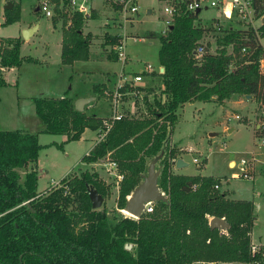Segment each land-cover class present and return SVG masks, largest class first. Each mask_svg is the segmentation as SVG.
<instances>
[{
    "label": "trees",
    "instance_id": "16d2710c",
    "mask_svg": "<svg viewBox=\"0 0 264 264\" xmlns=\"http://www.w3.org/2000/svg\"><path fill=\"white\" fill-rule=\"evenodd\" d=\"M253 1L256 15L264 14V0ZM184 8L182 4L166 35L146 34L158 42V66L163 69L158 75L160 95L147 104V116L115 121L106 137L81 160L92 164L110 154L117 162L123 175L117 208L124 210L127 198L143 181L148 161L158 158L162 166L158 187L167 201L155 203L152 213L139 219L124 210L127 217L111 225L104 212L92 209L88 195V187L102 197L110 188L97 173L87 170L62 179L69 196L58 188L39 197L38 135L22 129L0 130V264H263L264 250L254 256L250 251L255 220L252 203L230 199L228 191H220L222 178L173 173L176 154L174 149L166 154L164 147L185 104L215 101L222 105L237 96H251L264 104V73L259 69L263 52L258 41L264 37V24L256 30H220L215 51L207 44L197 61L194 50L203 45L207 29L201 26L199 14L185 13ZM95 16L94 10L88 17L72 14L67 26V15L60 14L62 64L89 59L92 35L84 33V28ZM18 20L16 7L4 10L2 26ZM104 37V48L117 42L107 34ZM20 46L18 38L0 40V88L6 86L4 70L19 68L23 60L34 62L20 56ZM107 58L117 61L114 52ZM105 89L94 86L97 99ZM162 95L163 104L158 99ZM34 105L42 125L39 133L66 136V143L78 141L86 129H102L106 119L85 109L78 111L68 96L35 98ZM212 218L224 219L229 225L226 234L210 228ZM127 244L137 247L135 256L125 250Z\"/></svg>",
    "mask_w": 264,
    "mask_h": 264
},
{
    "label": "rangeland",
    "instance_id": "374dc122",
    "mask_svg": "<svg viewBox=\"0 0 264 264\" xmlns=\"http://www.w3.org/2000/svg\"><path fill=\"white\" fill-rule=\"evenodd\" d=\"M8 3L18 9L19 20L0 28V40L4 37L20 39V56L24 59L32 58L34 62L23 60L19 68L4 70L3 78L6 86L0 88V130L22 129L38 135V143L41 146L38 172L40 176L37 186V190L40 191L38 192L39 197L46 196L57 189L56 183H60L62 179L80 175L86 170L95 171V173L98 171L102 181L110 189L109 194L103 197V204L97 211L104 212L108 223L115 224L118 220L127 217L124 210L117 208L119 186L115 174L107 175L101 170L104 167L96 165V162L92 164L81 162L82 158L90 152L93 143L98 144L102 140V130L99 129L96 133V131L86 129L78 141L66 143L64 136L39 133L42 125L35 113L34 105L35 98L43 97L68 96L75 100V105L79 100L90 101L93 98L95 101L86 110L88 114L108 118L112 116V93L120 82L119 74L122 65L108 60L110 46L104 48L103 43L105 33L109 34L114 31L107 25L108 23L104 25V20H108L110 24L115 14L108 4H103L102 11H98L95 18L88 19L84 28V33L92 35L89 59L64 65L60 58L62 20L58 16L49 19L43 13L36 12L40 0H0L1 26L4 23V7ZM100 3L101 0L93 1L97 7H101ZM137 6L139 13L135 18V23L127 29V34L136 38L134 40L130 37L126 40L128 64L124 69V74L125 76L128 74L130 80L135 73L143 69L146 63L155 68L161 67L158 66V42L147 39L146 34L148 32L161 34V31L165 29L161 20L165 6L163 0H137ZM199 16L201 26L207 29L203 45L205 47L208 44L210 51L216 49L215 37L221 32L220 30L227 27H245V24L239 22L240 20L236 17L228 22L220 15V12L209 7L202 10ZM35 25H38L37 31L24 40L23 30ZM262 41L264 43V39ZM234 69V67L230 68V70ZM96 85L106 87L100 99L96 98L97 94L93 90ZM142 85L144 87L141 94L143 100L136 101L133 97L126 96L123 101H120L122 104L119 105L122 107L121 113L124 117L143 118L147 116L149 112L147 104L153 103V100L160 95L162 84L158 74L144 76ZM124 91L130 93L128 89ZM158 99L161 103V97ZM201 103L203 102L197 104L196 107L199 111H194L193 106H185L182 107L183 110L181 108L178 111L179 120L174 133L173 128L169 133L164 151L169 154L174 149L175 160L183 159L187 164L179 170V173L190 176L224 177L220 180V188L218 187L220 191L229 190L234 199L253 200L255 208L260 206L256 217L258 221L254 228L256 241L252 240L251 243L262 251L264 250V166L263 172L255 178L252 170V180L240 178L238 169L241 160L249 161L250 153L258 152L259 156L264 155V146L260 145L256 139L257 125L260 123L256 101L252 97L247 99L245 96H237L222 105L215 101L205 105ZM85 105L87 104L83 107ZM236 116L240 119L237 120ZM230 128H234V131L228 133ZM185 146L189 147L190 152L186 151ZM194 158L198 159V165L193 163ZM154 159L148 161L145 176L149 164ZM230 161L235 162V166H231L234 168L228 167ZM249 163L251 164V161ZM161 167L158 160L156 170L159 173ZM171 170L173 173L178 171L175 164L171 166ZM227 182L229 184L225 186ZM148 207L154 209L155 203H151ZM142 215L144 216V213ZM125 246H130V249L125 248L126 251L134 256L137 254L135 245Z\"/></svg>",
    "mask_w": 264,
    "mask_h": 264
},
{
    "label": "built area",
    "instance_id": "2783aa9c",
    "mask_svg": "<svg viewBox=\"0 0 264 264\" xmlns=\"http://www.w3.org/2000/svg\"><path fill=\"white\" fill-rule=\"evenodd\" d=\"M58 1V2H57ZM40 0L38 5V9L40 13H43L47 18L53 19L55 16H60V14L64 13L67 15V25L71 24V16L72 14H80L83 16H89L92 9H93V1L94 0ZM102 4H108L111 11L115 14L114 18L111 19V23L109 24L110 27L113 28L112 33H107V35L111 36L112 38H116L117 42L110 46V52H114L117 55V61L120 63L121 72L119 74L120 82L116 85L114 92L112 93V100H111V110L112 116L110 118H106L103 121V128L101 133V139L103 140L106 137V134L112 127L115 121H119L123 119L124 115L121 113V104L124 97L130 96L139 101V99L143 100V96L141 95L144 87L142 85L143 77L152 75L153 73L161 74L163 69L161 67H153L149 63L145 64L143 69L139 70L135 73L132 79H128V74L125 76L124 69L128 64V57L126 53V40L128 38H132L136 40L135 37L129 36L127 34V29L131 28L135 23V18L139 13V7L137 6V0H101ZM165 6L163 8V17L164 20L162 21L165 25V29L161 31L162 35H166L169 31V27L172 24V19L175 15H179L181 13V5L184 4V12L185 13H196L199 10V15L202 10H206L209 8L216 9L220 12V15L228 22L233 21L236 17L239 22H243L245 24V29L252 28L258 29L260 26L264 24V14L257 16L255 9H254V1L253 0H164ZM62 11H59V10ZM219 27L221 25L219 24ZM218 30H220L218 28ZM259 36V35H258ZM264 37H258V41L260 46L262 47V57L259 60V69L261 73H264ZM245 52V49L242 50ZM204 53V46L199 44L196 46L194 50V57L197 61H200L202 55ZM128 89L130 93L124 91ZM258 110H259V120L260 123L257 125V130H261L263 134L257 136L258 143L264 146V104L261 99L255 100ZM165 102V96H161V103ZM121 103V104H120ZM120 104V105H119ZM119 110V112H118ZM239 120V116L235 117ZM187 152H190V149H186ZM177 160H172V165L176 164ZM193 163L195 165L199 164L198 159L194 158ZM96 165H102L104 167L103 170L107 175L111 176L115 174V177L118 181V186L123 179V175L119 172L118 164L115 160L110 157V154L105 156L104 158L98 160ZM251 164L249 161L243 159L240 161L238 169L240 172L239 177L245 180H252V169ZM95 172V171H94ZM96 173L100 176L99 172ZM101 177V176H100ZM55 184V183H54ZM57 184V185H56ZM55 185L58 188L64 189V196H69V188L66 185H62L60 183H56ZM195 188V187H193ZM218 189V186L214 187ZM129 198V197H128ZM127 198V199H128ZM151 203L145 205L144 208V215L148 213H152L153 209L148 207ZM222 233L226 234L225 229H221ZM251 255H255L261 252L259 247L253 245L251 243L250 247ZM264 256V255H263ZM263 264H264V257H263ZM255 264H259V262H255Z\"/></svg>",
    "mask_w": 264,
    "mask_h": 264
},
{
    "label": "water",
    "instance_id": "95a60500",
    "mask_svg": "<svg viewBox=\"0 0 264 264\" xmlns=\"http://www.w3.org/2000/svg\"><path fill=\"white\" fill-rule=\"evenodd\" d=\"M13 5L8 3L4 10H11ZM39 9H36L38 12ZM149 13V11H148ZM199 13V10L196 11V14ZM38 29V25H35L32 28L23 30L22 38L27 40L29 36L33 35ZM247 98H251V96H247ZM89 103V100H79L76 102V109L78 111H83V105ZM158 158H155L149 164L147 168V175L144 176L143 181L133 190L127 202L125 204L124 210L130 213L134 219H139L144 211L145 205L148 203H157L161 201H167V198L161 192L158 187V179H159V171L156 170V163ZM176 168L185 167L187 164L182 160L176 161ZM88 195L92 205L93 210H97L101 208L103 204V197L98 194V192L93 187H88ZM211 229H228L229 225L224 221V219L212 218L210 223ZM126 249H130V246H125Z\"/></svg>",
    "mask_w": 264,
    "mask_h": 264
},
{
    "label": "crops",
    "instance_id": "0c3cea01",
    "mask_svg": "<svg viewBox=\"0 0 264 264\" xmlns=\"http://www.w3.org/2000/svg\"><path fill=\"white\" fill-rule=\"evenodd\" d=\"M101 5V7H97V6H95L94 4H93V9H92V11L94 10V11H96V14H97V12L98 11H102V9H103V4H102V1H101V3H100ZM149 13H150V11H149ZM108 20H104V25L106 24V23H108L107 25L109 26V22H107ZM107 26V27H108ZM111 26V25H110ZM109 26V27H110ZM1 27H4V26H1V22H0V28ZM104 31H106L105 29H104ZM108 32V31H107ZM105 34H107V33H105ZM4 38H8V37H4ZM62 40V39H61ZM116 62V61H115ZM118 63V62H117ZM146 85H149V84H146ZM151 85V84H150ZM56 98H58V97H56ZM71 98V97H70ZM71 99H73V98H71ZM248 99V98H247ZM87 100V99H86ZM73 101L75 102V100L73 99ZM95 100L92 98V99H90V101H89V103H87V105H85L84 107H83V110L85 109V111L88 109V108H90V106H91V104L94 102ZM214 101H212L211 103H213ZM200 102H192V103H188V104H185L184 106H183V108L185 107V106H193V108H194V111H199L196 107H197V104H199ZM202 105H205V104H208V103H201ZM183 108L181 109V110H183ZM86 113H87V111H86ZM88 114V113H87ZM99 117V116H98ZM181 117V115L179 114V118ZM101 119H104V118H108V117H100ZM179 120V119H178ZM180 122V121H179ZM177 123V122H176ZM175 126H176V124L173 126V133H174V131H175ZM227 128V127H226ZM86 131V130H85ZM234 131V128H230V129H228V133H231V132H233ZM98 131H96V133H97ZM173 136V135H172ZM210 136H213V134H210ZM65 137V140H66V136H64ZM173 139V138H172ZM173 142H175L174 140H173ZM97 144V142H94L93 143V145H92V148H91V150L93 149V147L95 146ZM186 147V146H185ZM189 148V147H188ZM187 147L185 148V149H188ZM256 148H259V147H256ZM90 150V151H91ZM257 150H260V149H257ZM250 155H251V157H250V159H249V162L251 161V165H252V170H253V175H254V178L259 174L260 175V173L261 172H263L262 171V168H263V166H264V155L263 156H259V153L258 152H252V153H250ZM178 160H182L183 161V159H178ZM184 162V161H183ZM185 163V162H184ZM232 165H234L235 166V162L234 161H230L229 163H228V167H230V168H234V167H231ZM186 167V166H185ZM184 167H182V168H176L178 171L175 173V174H179V175H185V174H182V173H179V170H182ZM37 171L39 172V158H38V162H37ZM40 176V175H39ZM215 177V176H214ZM217 178H224V177H217ZM228 181V180H227ZM228 182L225 184V186H228ZM225 186H224V188H225ZM225 190H227L226 188H225ZM38 192H40L39 190H37V193ZM228 192L230 193V199H234L233 197H232V194H231V192L228 190ZM235 200H245V199H235ZM246 201H249V202H251L252 203V205L254 206L255 204L253 203V200H246ZM255 208V207H254ZM260 210V206L258 205V206H256V208H255V210H254V216H255V220H254V225H253V228H252V231H251V241L253 240V241H256L255 240V231H254V228H255V226H256V222L258 221V218H256L257 217V213H258V211ZM257 219V220H256ZM262 244V243H261ZM264 244V243H263ZM231 264V263H230Z\"/></svg>",
    "mask_w": 264,
    "mask_h": 264
}]
</instances>
